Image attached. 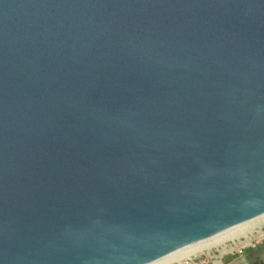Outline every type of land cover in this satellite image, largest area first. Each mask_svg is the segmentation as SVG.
<instances>
[{
  "label": "water",
  "instance_id": "obj_1",
  "mask_svg": "<svg viewBox=\"0 0 264 264\" xmlns=\"http://www.w3.org/2000/svg\"><path fill=\"white\" fill-rule=\"evenodd\" d=\"M264 214V0H0V264H149Z\"/></svg>",
  "mask_w": 264,
  "mask_h": 264
},
{
  "label": "bare ground",
  "instance_id": "obj_2",
  "mask_svg": "<svg viewBox=\"0 0 264 264\" xmlns=\"http://www.w3.org/2000/svg\"><path fill=\"white\" fill-rule=\"evenodd\" d=\"M262 219L264 221V214H262V216L260 217L249 220L247 223L234 226V228L220 232V234L213 236V238L206 239L205 241L197 242L191 244V246L181 248L180 250H177V252L171 255L163 256V258L150 262L149 264H182L184 260H189L192 258V256H196L199 253L206 251V249L216 247L225 240L234 239L235 237L245 235V233L248 232L250 225H252L257 220Z\"/></svg>",
  "mask_w": 264,
  "mask_h": 264
},
{
  "label": "rangeland",
  "instance_id": "obj_3",
  "mask_svg": "<svg viewBox=\"0 0 264 264\" xmlns=\"http://www.w3.org/2000/svg\"><path fill=\"white\" fill-rule=\"evenodd\" d=\"M255 222L252 225H250L251 228L249 226L248 232H246L245 235L243 236L250 237L254 241L259 240L260 241L259 244H263L264 243V221L262 219V220H257ZM232 258L233 257L227 254H224L221 250L220 245H218L216 247L206 249V251H203L202 253H199L196 256H192V258L189 260H184L182 264H229ZM237 260L238 259H235V261H233L232 263H235Z\"/></svg>",
  "mask_w": 264,
  "mask_h": 264
},
{
  "label": "built area",
  "instance_id": "obj_4",
  "mask_svg": "<svg viewBox=\"0 0 264 264\" xmlns=\"http://www.w3.org/2000/svg\"><path fill=\"white\" fill-rule=\"evenodd\" d=\"M259 243V240L254 241L252 238L242 235L235 237L234 239L226 240L220 244V247L224 254L233 257V259H239L243 257L249 247H254Z\"/></svg>",
  "mask_w": 264,
  "mask_h": 264
},
{
  "label": "flooded vegetation",
  "instance_id": "obj_5",
  "mask_svg": "<svg viewBox=\"0 0 264 264\" xmlns=\"http://www.w3.org/2000/svg\"><path fill=\"white\" fill-rule=\"evenodd\" d=\"M233 261L235 259L232 258L229 264H264V243L247 249L243 257L235 263H232Z\"/></svg>",
  "mask_w": 264,
  "mask_h": 264
}]
</instances>
